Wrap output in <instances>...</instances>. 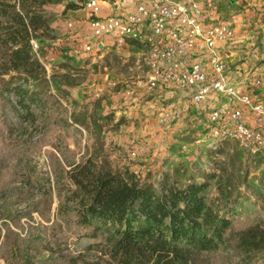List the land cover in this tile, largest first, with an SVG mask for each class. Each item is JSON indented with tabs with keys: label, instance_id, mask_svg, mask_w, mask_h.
<instances>
[{
	"label": "trees",
	"instance_id": "trees-1",
	"mask_svg": "<svg viewBox=\"0 0 264 264\" xmlns=\"http://www.w3.org/2000/svg\"><path fill=\"white\" fill-rule=\"evenodd\" d=\"M81 1L0 0V89L15 97L16 108L12 107L21 118L33 124L41 120L19 146L4 124L2 101H9L0 92V260L3 264H193L204 257L211 264H227L225 254L233 251L250 264L264 256V229L256 219L263 211L245 203L249 214L239 216L231 210L224 216L209 205L213 190L225 195L226 202L230 199L225 163L217 166L218 173L207 176L209 182L174 183L157 192L129 174L99 166L93 154L76 158L61 140V159L45 151L50 177L37 173L32 159L60 129L74 149L88 151L84 144L88 128L81 130L75 115L57 101L59 91L51 93L31 45L33 40L51 39L48 5L64 2L66 9L75 10L74 2ZM129 45L138 46L129 42L125 47ZM31 178L41 194L30 209L40 221L25 225L21 219L31 218V212L20 215L14 204L31 186ZM97 237L101 241L95 258L62 249L77 239Z\"/></svg>",
	"mask_w": 264,
	"mask_h": 264
},
{
	"label": "rangeland",
	"instance_id": "rangeland-1",
	"mask_svg": "<svg viewBox=\"0 0 264 264\" xmlns=\"http://www.w3.org/2000/svg\"><path fill=\"white\" fill-rule=\"evenodd\" d=\"M100 1L109 4L114 0ZM226 1L232 3L231 0ZM74 3L77 5L75 10L66 9L64 2L48 5L45 12L50 17L51 39L33 40L31 45L44 66V78L50 82L51 93L57 95L59 91L57 101L75 115L81 130L88 128V132L84 131V144L88 151L84 154L74 149L68 134L60 129L51 143L32 159L37 173L50 177L49 157L45 151H51L61 159L58 153L61 140H66L77 154L76 158L93 154L99 166L129 174L141 186L151 187L157 192L174 183L183 186L189 182H209L207 176L218 173L217 166L225 163L230 199L226 202L225 195L213 190L208 196L209 205L219 215L228 216L232 210L242 216L249 214L245 203H252L263 211L262 215H256V219L264 229V151H242L233 141L213 143L209 134L210 108H232L231 99L225 95H212L204 105L194 106L174 87L148 89L146 49L143 47L105 45L102 49L85 51V46L92 45L88 15L80 3ZM220 4L212 11L214 18L228 21L236 17L238 22L241 21V27L237 25L235 28L234 41L229 46L219 45L229 87L241 95H249L252 103L264 104V34L259 32L261 29L252 28L246 9L237 7L236 11H232L230 7L220 8ZM244 12L245 15L242 14ZM109 14L108 8L102 5L100 15ZM67 21L73 23L72 29L66 28ZM41 56H44V61ZM201 61L208 66L206 58ZM0 92L9 101H2L4 124L11 138L20 146L41 120L37 119L34 124L25 121L12 107L16 108L15 97L3 89ZM169 103L175 105L179 118L171 120L167 128L160 124L159 115ZM243 113L247 115L246 110ZM91 129H94V135ZM24 177L27 179V174ZM210 183L214 185L213 181ZM40 194L31 178V186L20 194L14 204L16 212L20 215L30 213V204ZM39 221L34 212H31V218L25 216L21 219L25 225H35ZM100 241V237L81 238L63 245L62 249L92 259L99 255ZM225 257L227 264H246L247 261L233 251L227 252ZM250 262L264 264V256L255 257ZM193 264L211 262L203 257L196 258Z\"/></svg>",
	"mask_w": 264,
	"mask_h": 264
},
{
	"label": "built area",
	"instance_id": "built-area-1",
	"mask_svg": "<svg viewBox=\"0 0 264 264\" xmlns=\"http://www.w3.org/2000/svg\"><path fill=\"white\" fill-rule=\"evenodd\" d=\"M217 3L114 0L103 4L100 0H82L80 7L87 12L92 40L85 51L105 45L125 47L129 42L143 47L148 89L174 87L194 106L204 105L212 95L228 96L232 108L214 106L208 112L213 143L233 141L242 151H264V104L252 103L249 95L229 87L226 64L219 52V45L229 46L234 41L238 19L214 18ZM102 5L108 8V16L100 15ZM65 26L72 29L73 23L67 21ZM175 108L169 103L161 111V125L168 128L171 120L179 118Z\"/></svg>",
	"mask_w": 264,
	"mask_h": 264
},
{
	"label": "crops",
	"instance_id": "crops-1",
	"mask_svg": "<svg viewBox=\"0 0 264 264\" xmlns=\"http://www.w3.org/2000/svg\"><path fill=\"white\" fill-rule=\"evenodd\" d=\"M231 1L232 3L230 4L226 0H218L217 4L219 6L220 2H224L220 4V8L226 7L227 9H229L230 7L231 9H233L232 11H236V9H238L237 7H242L243 9H246V11L249 13V17H250L249 21L250 23H252L250 24L252 28H255L256 30L261 29L259 32H262V34H264V22L261 23V20L264 21V18L260 19V17L264 16V0H231ZM242 14L245 15V12ZM243 15H241L242 17L241 19L244 22ZM240 22L241 21L239 20L238 22L239 27H241ZM246 25H249V23H247ZM183 104H187V103H183Z\"/></svg>",
	"mask_w": 264,
	"mask_h": 264
},
{
	"label": "water",
	"instance_id": "water-1",
	"mask_svg": "<svg viewBox=\"0 0 264 264\" xmlns=\"http://www.w3.org/2000/svg\"><path fill=\"white\" fill-rule=\"evenodd\" d=\"M73 1V0H72Z\"/></svg>",
	"mask_w": 264,
	"mask_h": 264
}]
</instances>
